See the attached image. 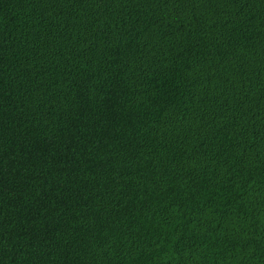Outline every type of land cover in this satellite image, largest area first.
Masks as SVG:
<instances>
[{
    "label": "trees",
    "instance_id": "trees-1",
    "mask_svg": "<svg viewBox=\"0 0 264 264\" xmlns=\"http://www.w3.org/2000/svg\"><path fill=\"white\" fill-rule=\"evenodd\" d=\"M0 264H264V0H0Z\"/></svg>",
    "mask_w": 264,
    "mask_h": 264
}]
</instances>
